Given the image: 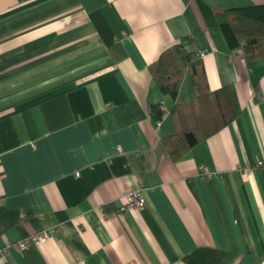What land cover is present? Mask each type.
I'll use <instances>...</instances> for the list:
<instances>
[{"label":"crops","instance_id":"crops-1","mask_svg":"<svg viewBox=\"0 0 264 264\" xmlns=\"http://www.w3.org/2000/svg\"><path fill=\"white\" fill-rule=\"evenodd\" d=\"M263 2L0 0V264H264V58L217 15ZM179 43L236 114L175 157L193 76L175 99L151 64Z\"/></svg>","mask_w":264,"mask_h":264},{"label":"trees","instance_id":"trees-1","mask_svg":"<svg viewBox=\"0 0 264 264\" xmlns=\"http://www.w3.org/2000/svg\"><path fill=\"white\" fill-rule=\"evenodd\" d=\"M220 25L234 48L241 46L248 61L264 58V2L218 10ZM161 90L177 98L184 74L191 70L196 94L183 104L189 108L193 122L172 137L173 155L179 157L202 136L217 131L236 114L231 98L222 88L212 90L202 56L191 45L179 43L151 64ZM181 103H176L178 110ZM189 124V121H188Z\"/></svg>","mask_w":264,"mask_h":264},{"label":"built area","instance_id":"built-area-1","mask_svg":"<svg viewBox=\"0 0 264 264\" xmlns=\"http://www.w3.org/2000/svg\"><path fill=\"white\" fill-rule=\"evenodd\" d=\"M236 51H238L239 54L244 55V51H243V48L241 46H239L236 49ZM200 54H201V56H205L206 55L205 50H202L200 52ZM259 164L263 165L264 160H260ZM127 196H128V202H127L126 206L141 209L146 205V198L143 196L140 188H132V189L128 190ZM51 233H53L52 229L35 231V232L30 233L27 236L17 240L13 244L17 245L20 249H25L30 244L40 245V244L45 243L48 240ZM8 247H9V244L4 246V247L0 246V263H4L7 261L8 253H9Z\"/></svg>","mask_w":264,"mask_h":264}]
</instances>
